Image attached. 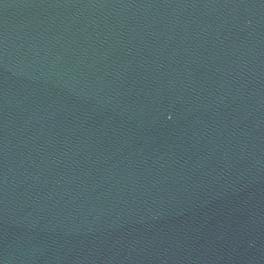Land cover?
I'll use <instances>...</instances> for the list:
<instances>
[{
  "label": "water",
  "instance_id": "obj_1",
  "mask_svg": "<svg viewBox=\"0 0 264 264\" xmlns=\"http://www.w3.org/2000/svg\"><path fill=\"white\" fill-rule=\"evenodd\" d=\"M0 264H264V0H0Z\"/></svg>",
  "mask_w": 264,
  "mask_h": 264
}]
</instances>
